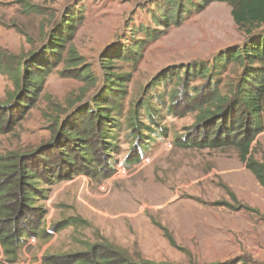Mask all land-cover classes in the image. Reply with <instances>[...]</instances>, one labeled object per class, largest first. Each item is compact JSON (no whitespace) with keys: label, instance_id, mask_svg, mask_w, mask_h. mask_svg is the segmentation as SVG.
<instances>
[{"label":"rangeland","instance_id":"obj_1","mask_svg":"<svg viewBox=\"0 0 264 264\" xmlns=\"http://www.w3.org/2000/svg\"><path fill=\"white\" fill-rule=\"evenodd\" d=\"M156 1L0 0V109L6 110L0 113V166L17 156L33 158L53 143L61 123L100 91L102 53L133 37L140 41L144 35L138 27L153 23L150 10ZM74 6H82L84 17L63 50L62 62L47 75L33 105L27 102L24 112L12 117L6 106L19 89L16 74L25 60L43 49L50 31ZM231 10L226 2H212L183 23L163 27L162 35L140 51L137 62L113 64L116 72L132 74L123 100L116 169L105 179L79 174L43 183L44 192L35 201L46 210L41 233L28 238L12 263L0 244V264H63L90 254L95 245L109 256L116 254L111 248L137 262L264 260V184L235 147L177 146L176 140L194 128L200 109L190 93L191 100L178 98L170 113L168 101L178 87L169 82L151 86L164 68L198 63L211 67L220 50L242 45L247 35ZM217 67L218 89L231 97L242 68L235 63ZM204 82L188 83L191 87ZM145 99L160 110L156 130L146 139L149 148L141 160L126 164L134 143L127 129L129 110ZM141 113L140 118L154 126L144 108ZM250 156L264 166V131L253 141ZM119 168L124 172L117 174ZM8 178L1 174L0 186ZM57 224L62 228L56 229Z\"/></svg>","mask_w":264,"mask_h":264},{"label":"trees","instance_id":"obj_2","mask_svg":"<svg viewBox=\"0 0 264 264\" xmlns=\"http://www.w3.org/2000/svg\"><path fill=\"white\" fill-rule=\"evenodd\" d=\"M215 1L231 6L234 21L247 35L245 42L220 50L211 67L198 63L181 69L164 68L152 79L151 86L169 82L178 87L168 101L170 113L180 103L178 98L191 100V94L195 108L200 109L194 128L176 140L177 146L235 147L241 160L264 184V166L250 156L253 141L264 131V0H157L150 10L153 25L138 27L144 35L140 41L133 37L131 42L121 43L102 53L100 61L104 79L100 91L76 107L61 123L53 143L40 148L33 158L17 156L8 165L0 166V175L9 176L0 186V244L9 263L17 260L28 238L41 233L46 210L35 205V201L44 192V188H40L43 183L67 181L79 174L105 179L116 169L114 155L119 150L124 127L121 120L125 114L123 100L132 74L116 72L113 64L117 60L137 62L140 51L149 41L162 35L163 27L179 25ZM74 7L50 31L43 49L20 64L22 66L16 74L19 89L12 97L14 102L6 106L12 117L14 113H23L28 107L27 102L33 105L47 75L62 62L63 50L84 17L82 6ZM231 63L238 64L242 71L233 95L224 97L218 89L216 69L217 65L226 67ZM195 79L205 82L190 87L188 82ZM2 108L0 113L6 114ZM143 108L155 127L140 118ZM158 111L148 99L139 100L130 108L127 129L134 143L125 157L126 164L139 162L148 150L150 142L146 139H150L156 130ZM61 225L57 224L55 228H62ZM102 249L95 245L90 254L74 256L71 260H64L63 264H171L133 261L111 248L108 249L116 254L109 256L102 253ZM248 261L240 258L238 262L226 260L211 264H264V260Z\"/></svg>","mask_w":264,"mask_h":264},{"label":"built area","instance_id":"obj_3","mask_svg":"<svg viewBox=\"0 0 264 264\" xmlns=\"http://www.w3.org/2000/svg\"><path fill=\"white\" fill-rule=\"evenodd\" d=\"M124 170H125V168H119V169L116 171V173H117V174H120V173L124 172Z\"/></svg>","mask_w":264,"mask_h":264},{"label":"crops","instance_id":"obj_4","mask_svg":"<svg viewBox=\"0 0 264 264\" xmlns=\"http://www.w3.org/2000/svg\"><path fill=\"white\" fill-rule=\"evenodd\" d=\"M24 250H25V249H24ZM27 260H28V261H31L30 258H29V259H26V261H27ZM40 261H41V260H39V262H40ZM39 262H38V263H39ZM26 264H30V263L27 262ZM33 264H36V263H33Z\"/></svg>","mask_w":264,"mask_h":264}]
</instances>
